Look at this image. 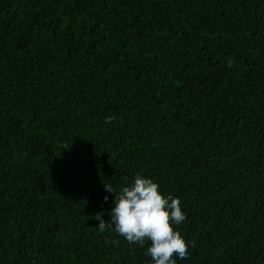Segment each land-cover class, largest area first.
Instances as JSON below:
<instances>
[{
    "label": "trees",
    "instance_id": "trees-1",
    "mask_svg": "<svg viewBox=\"0 0 264 264\" xmlns=\"http://www.w3.org/2000/svg\"><path fill=\"white\" fill-rule=\"evenodd\" d=\"M137 174L264 264V0H0V264H152L90 219Z\"/></svg>",
    "mask_w": 264,
    "mask_h": 264
},
{
    "label": "clouds",
    "instance_id": "clouds-1",
    "mask_svg": "<svg viewBox=\"0 0 264 264\" xmlns=\"http://www.w3.org/2000/svg\"><path fill=\"white\" fill-rule=\"evenodd\" d=\"M104 188L114 196L108 213L110 220H104L103 213L90 217L99 221L96 228L100 232L112 229L129 245L143 247L150 241L145 255L151 257L152 264H177L174 257L188 258V242L173 227L186 219L179 198L162 195L158 183L139 174L132 184L121 187L117 194L111 186L104 184ZM104 200L107 202L108 196Z\"/></svg>",
    "mask_w": 264,
    "mask_h": 264
}]
</instances>
